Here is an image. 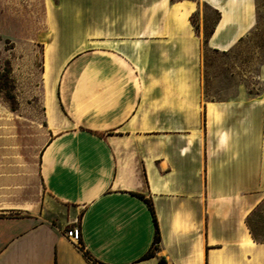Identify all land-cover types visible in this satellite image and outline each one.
<instances>
[{
	"label": "crops",
	"instance_id": "0c3cea01",
	"mask_svg": "<svg viewBox=\"0 0 264 264\" xmlns=\"http://www.w3.org/2000/svg\"><path fill=\"white\" fill-rule=\"evenodd\" d=\"M43 1L48 139L29 160L0 130V264H91L81 245L103 264H264V91L203 96L204 48L233 49L256 0ZM199 3L221 15L207 43Z\"/></svg>",
	"mask_w": 264,
	"mask_h": 264
},
{
	"label": "rangeland",
	"instance_id": "374dc122",
	"mask_svg": "<svg viewBox=\"0 0 264 264\" xmlns=\"http://www.w3.org/2000/svg\"><path fill=\"white\" fill-rule=\"evenodd\" d=\"M256 3L257 23L233 49L222 53L204 48L203 96L206 99H227L237 95L240 88L253 97L263 93L260 74L264 66V0ZM199 4L200 14L193 15L191 22L205 39L215 28L217 14L206 3ZM82 10L76 8V12ZM95 11L98 9H86L93 18L92 32L98 29L94 23ZM47 13L43 0H0V130L12 144L26 149L29 160L38 159L48 139L43 127L46 89L39 40L50 28ZM11 95L15 97L14 102L10 100Z\"/></svg>",
	"mask_w": 264,
	"mask_h": 264
},
{
	"label": "trees",
	"instance_id": "16d2710c",
	"mask_svg": "<svg viewBox=\"0 0 264 264\" xmlns=\"http://www.w3.org/2000/svg\"><path fill=\"white\" fill-rule=\"evenodd\" d=\"M215 12H216V14H217V20H216V23H218L219 20H220L221 15H220L219 12H217V11H215ZM213 32H214V29L209 33L208 36L205 37V39H204V42H205V43H207L208 38L213 34ZM9 73H10V72H9ZM10 100L14 102V101H15V97H14L13 95H11V96H10ZM140 197L146 201V203L148 204V206L150 207V209L153 211V205H152L151 201L148 200V199H146L144 196H140ZM160 242H161V237H160L159 227H158V224H157V222H156V234H155V239H154V245H153V248H155V249L158 248ZM80 250L84 253L85 257L91 262V264H103V263H100V262H98L97 260H95V259H94V258L88 253V252H85V251H84V247H83L82 245H81V247H80ZM153 255H154V252H153V251H150V252L146 255V257H151V256H153Z\"/></svg>",
	"mask_w": 264,
	"mask_h": 264
},
{
	"label": "built area",
	"instance_id": "2783aa9c",
	"mask_svg": "<svg viewBox=\"0 0 264 264\" xmlns=\"http://www.w3.org/2000/svg\"><path fill=\"white\" fill-rule=\"evenodd\" d=\"M65 235L73 244L80 245L82 239V231L80 226H74L65 231Z\"/></svg>",
	"mask_w": 264,
	"mask_h": 264
}]
</instances>
